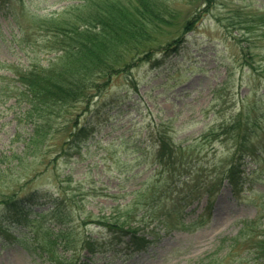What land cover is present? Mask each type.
I'll use <instances>...</instances> for the list:
<instances>
[{"label":"rangeland","instance_id":"1","mask_svg":"<svg viewBox=\"0 0 264 264\" xmlns=\"http://www.w3.org/2000/svg\"><path fill=\"white\" fill-rule=\"evenodd\" d=\"M25 1L11 0L10 8L0 2V154L7 155L21 153L35 133L23 115L27 104L15 106V98L9 96L16 93V82L4 76H16L5 65L23 70L48 65L55 36L41 26L35 13L57 14L76 0ZM161 1L177 16L156 28L152 47L156 60L133 53L137 65L116 74L103 92L89 91L90 105L79 102L61 108L59 118L51 117L53 129L45 145L32 142L16 175L21 183L31 176L29 186L63 198L72 216L64 229L73 249L65 250L64 242H57L60 256L48 257L51 243L42 222L54 234L61 226L48 213L52 204L41 201L28 218L23 211L2 221L0 264H200L214 253L221 238L239 230L241 220L264 214V26H247L260 21L264 0ZM198 12L201 16L193 21V30L186 31L187 21ZM14 13L19 22L13 21ZM249 27L253 32H247ZM179 38L182 45L173 47ZM167 46L174 49L162 53ZM241 112L246 124L256 129L245 138L256 135L241 149L254 150L243 159L236 157L237 165L243 162L238 166L240 182L235 188L224 180L204 223L183 230V221L190 222L206 210L208 195L204 186L198 191V185L228 167L236 153L238 131L230 123ZM91 113L99 129L81 145L77 140L63 151L74 118L81 123ZM164 131L177 141L196 139L193 150L185 151L192 171L181 162L161 166L157 161V136ZM14 177L8 184H14ZM5 182L1 187L8 186ZM157 196H161L159 204ZM175 198H182L185 206ZM153 207L159 216L154 220ZM162 213L165 221H159ZM33 218L34 223L29 221ZM109 220L138 230L152 242L130 254L119 244L120 234L97 222ZM92 239L98 240L89 249L85 243ZM247 246L242 243L218 264H239L233 257L246 256ZM228 249L224 247L217 257Z\"/></svg>","mask_w":264,"mask_h":264},{"label":"trees","instance_id":"2","mask_svg":"<svg viewBox=\"0 0 264 264\" xmlns=\"http://www.w3.org/2000/svg\"><path fill=\"white\" fill-rule=\"evenodd\" d=\"M20 1L24 4V0ZM171 11L161 0H76L57 14L35 15L36 20L42 22L41 26L53 32L55 38L52 39L51 50L55 54L46 66L30 65L23 70L16 66L11 68L8 64L5 65L7 69L13 70L16 76L15 78L4 76L16 82V85L14 84L16 93L9 96L15 98V106L21 102L27 104L23 115L25 114V117L29 119L30 126L37 137L35 134L30 136V141L25 144L21 153L14 151L11 155L0 154L1 204L15 203L14 201L5 202V200H10L18 191H22L21 196L24 189H31L29 187L31 176L26 178V182L21 183L16 175L20 173L21 164L24 165L27 161L28 148L33 144L32 142L39 147L45 145L48 134L53 129L51 117L59 118L63 107L79 102L89 105L93 96L89 91L103 92L116 74L132 70L133 66L137 65L133 53L138 54L139 57L143 55L146 58L150 56L154 58L152 47L157 39L155 31L161 29L163 23H168L177 16ZM259 17V22L243 21L242 23H247V26L255 24L264 26V13ZM192 23V20L187 21L186 30L193 28ZM239 24L241 21L237 25ZM251 28L249 27L247 32H253ZM183 41V38L175 39L172 45L175 44L173 47L177 45L176 48H179ZM173 47H164L162 52L174 49ZM247 58H250L248 54ZM74 119L76 120L73 128L63 141V150L71 147L68 146L70 142L83 140L93 131L90 126L93 120H90L88 124H81L79 119ZM233 121L232 128H237L238 131L235 139H240L246 127L242 113H239ZM21 137L22 133L18 132L16 139L19 140ZM194 140L196 139L187 137L177 141L167 131L159 134L158 161L161 164L164 160L177 161L178 158L183 161L189 157L185 151L193 150ZM21 155H24V158ZM17 159L18 162H16ZM234 173L232 165L225 172V176L229 177L233 184ZM11 176H15L12 178L13 185L8 184ZM3 182L8 186L1 187ZM32 191L31 196L42 194L41 191ZM160 197L155 198L157 202H160ZM56 200L55 220L61 226L68 225L72 219L71 212L58 198ZM260 217L244 220L239 233L225 238L221 244L220 249L228 241L230 250L227 255H231L235 249L240 248L242 243L249 244L246 248V256L234 255L233 258L237 259L239 264H264V215ZM105 223L116 226L122 233H128V239L124 242L129 247L143 248L150 242L144 236H138L136 229L125 230L111 220ZM60 229L55 234V239L51 238V248L47 250L51 258H53L52 255H55L56 259L60 256L54 248V243L64 242L65 250L73 249L68 231L63 230L62 227ZM87 244L91 246L88 241ZM225 256L226 254L218 258L215 252L208 255L207 261L202 260L200 264H218V261Z\"/></svg>","mask_w":264,"mask_h":264}]
</instances>
